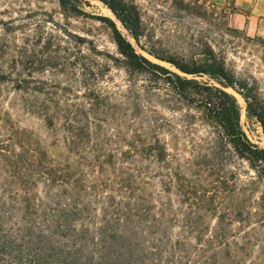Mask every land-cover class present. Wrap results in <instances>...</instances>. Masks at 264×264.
<instances>
[{
	"label": "rangeland",
	"instance_id": "rangeland-1",
	"mask_svg": "<svg viewBox=\"0 0 264 264\" xmlns=\"http://www.w3.org/2000/svg\"><path fill=\"white\" fill-rule=\"evenodd\" d=\"M127 1L145 48L201 62L209 47L264 101V0ZM77 9L0 0L2 234L77 207L72 229L109 221L131 231L126 264H264V180L163 80L126 70L98 17L124 30L100 2ZM228 92L264 148L260 125ZM124 208L131 219L112 223Z\"/></svg>",
	"mask_w": 264,
	"mask_h": 264
},
{
	"label": "trees",
	"instance_id": "trees-1",
	"mask_svg": "<svg viewBox=\"0 0 264 264\" xmlns=\"http://www.w3.org/2000/svg\"><path fill=\"white\" fill-rule=\"evenodd\" d=\"M79 1L58 0L62 8L73 14L81 12L77 9ZM96 1L113 15L124 30V33L119 30L111 19L98 17L109 28L126 70L163 80L174 94L200 111L226 143L249 161L264 180V148L253 144L243 132L240 126L241 107L228 92L231 90L243 99L246 116L260 125L264 138V101L254 88H248L244 81H236L224 62L209 47L205 49L201 62H186L173 55L160 54L154 47L145 48L141 44L145 31L136 7L127 0ZM173 4L190 8L189 0H176ZM129 39L149 57L172 69L138 54ZM196 77H206L207 80L198 81ZM83 212L84 209L77 207L73 210H56L54 218L42 222L40 227L25 221L13 236H4L0 230V258H4L6 264H126L131 250L135 249L129 238L131 231L119 229V225H111L109 221L95 232L84 227L72 229L71 224ZM121 215L124 218L112 223L127 221L132 217L128 208H124Z\"/></svg>",
	"mask_w": 264,
	"mask_h": 264
}]
</instances>
